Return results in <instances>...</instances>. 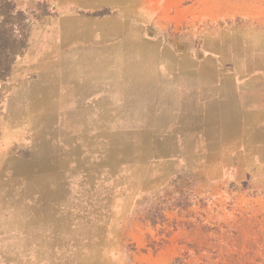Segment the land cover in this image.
Listing matches in <instances>:
<instances>
[{
  "label": "rangeland",
  "instance_id": "rangeland-1",
  "mask_svg": "<svg viewBox=\"0 0 264 264\" xmlns=\"http://www.w3.org/2000/svg\"><path fill=\"white\" fill-rule=\"evenodd\" d=\"M129 1L0 0V264H264L263 136L145 108L155 65L123 39L155 26ZM162 21L171 49L261 82L264 0H168Z\"/></svg>",
  "mask_w": 264,
  "mask_h": 264
},
{
  "label": "crops",
  "instance_id": "crops-1",
  "mask_svg": "<svg viewBox=\"0 0 264 264\" xmlns=\"http://www.w3.org/2000/svg\"><path fill=\"white\" fill-rule=\"evenodd\" d=\"M167 2L168 0H132L125 7H121L132 28H138L142 32L149 26H155L153 38H146L140 33L137 37L123 39L128 42L127 51L137 53L130 57H138V60H132L146 61L147 67L148 63L155 65V81L152 86L149 82L144 83L146 89H149L147 93L151 94L150 97H145L146 102L163 103L168 100L164 96L167 94L165 91L170 89L172 93L169 101L171 105L165 102L157 106L147 105L145 108L188 111L185 122L200 127L194 132L202 133L201 127L206 124L216 128L215 134L218 133V127L220 134H227L228 130H225L228 127L245 126V134L253 127L264 140V69L257 72L261 82L258 80L257 85L250 86V78L254 73L241 70L233 60H228L221 53L212 52L193 59L185 52L171 49L159 37L164 27L162 15ZM146 78L150 79L151 76L147 73ZM251 88L259 95V105L255 107L257 120L249 123L242 119V110H249V106L244 105V99L247 101L249 98ZM235 113H239L240 119H237Z\"/></svg>",
  "mask_w": 264,
  "mask_h": 264
},
{
  "label": "trees",
  "instance_id": "trees-1",
  "mask_svg": "<svg viewBox=\"0 0 264 264\" xmlns=\"http://www.w3.org/2000/svg\"><path fill=\"white\" fill-rule=\"evenodd\" d=\"M1 14L3 15V19L1 21L2 22L5 20L7 21L9 14L5 10L2 11ZM7 33H9V30L1 26L0 27V64L2 59L8 58L16 53V51H12L11 49L7 48V44H8L7 39L8 37H10V34Z\"/></svg>",
  "mask_w": 264,
  "mask_h": 264
}]
</instances>
